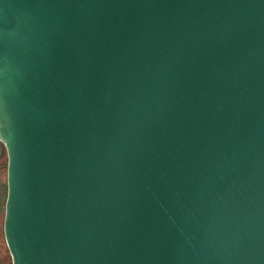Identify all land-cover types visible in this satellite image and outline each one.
Returning <instances> with one entry per match:
<instances>
[{
  "label": "water",
  "instance_id": "95a60500",
  "mask_svg": "<svg viewBox=\"0 0 264 264\" xmlns=\"http://www.w3.org/2000/svg\"><path fill=\"white\" fill-rule=\"evenodd\" d=\"M10 264H264V0H0Z\"/></svg>",
  "mask_w": 264,
  "mask_h": 264
},
{
  "label": "rangeland",
  "instance_id": "374dc122",
  "mask_svg": "<svg viewBox=\"0 0 264 264\" xmlns=\"http://www.w3.org/2000/svg\"><path fill=\"white\" fill-rule=\"evenodd\" d=\"M6 198V157L0 159V264H10L11 257L5 244L3 236V214Z\"/></svg>",
  "mask_w": 264,
  "mask_h": 264
},
{
  "label": "flooded vegetation",
  "instance_id": "af4514ba",
  "mask_svg": "<svg viewBox=\"0 0 264 264\" xmlns=\"http://www.w3.org/2000/svg\"><path fill=\"white\" fill-rule=\"evenodd\" d=\"M3 156H5V155L3 154ZM1 158H2V157H1ZM1 158H0V159H1Z\"/></svg>",
  "mask_w": 264,
  "mask_h": 264
}]
</instances>
